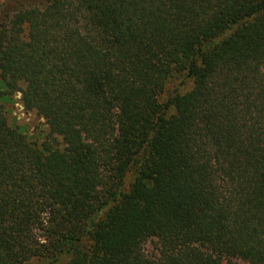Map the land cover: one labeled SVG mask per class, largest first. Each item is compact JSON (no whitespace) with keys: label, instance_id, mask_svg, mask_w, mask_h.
<instances>
[{"label":"trees","instance_id":"obj_1","mask_svg":"<svg viewBox=\"0 0 264 264\" xmlns=\"http://www.w3.org/2000/svg\"><path fill=\"white\" fill-rule=\"evenodd\" d=\"M0 79V264H264V0L0 4Z\"/></svg>","mask_w":264,"mask_h":264},{"label":"rangeland","instance_id":"obj_2","mask_svg":"<svg viewBox=\"0 0 264 264\" xmlns=\"http://www.w3.org/2000/svg\"><path fill=\"white\" fill-rule=\"evenodd\" d=\"M41 0H0V4H3L5 9L12 10L16 6L22 3L38 2ZM180 83L179 79L171 80L167 86V91L173 90ZM1 85V79H0ZM22 85H25L22 83ZM192 81L187 80L182 86V89H188L191 87ZM22 95L20 92L12 94L10 97L2 98L0 103L8 116L10 122L22 126L26 132L35 138L36 140L42 141L49 131V127L45 122V118L37 112V110H28L23 105ZM61 139V138H60ZM135 169L128 172L126 176L127 186L132 183L135 179ZM148 250L154 248V242H149L146 246Z\"/></svg>","mask_w":264,"mask_h":264}]
</instances>
